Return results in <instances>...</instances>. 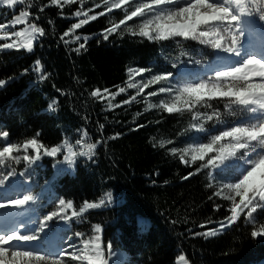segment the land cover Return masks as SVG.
<instances>
[{"label": "trees", "instance_id": "trees-1", "mask_svg": "<svg viewBox=\"0 0 264 264\" xmlns=\"http://www.w3.org/2000/svg\"><path fill=\"white\" fill-rule=\"evenodd\" d=\"M103 2L60 0L54 5L51 0H26L14 7L0 5V25H8L0 35L21 33L0 38V45L13 41L21 45L0 47V79L6 81L0 86V131H7L13 143L39 134L45 146H62L60 160L46 180L60 197L73 202L76 211L86 201L104 200L80 216L88 226H103V241L127 253L124 264H179L181 256L186 264L258 263L264 258V242L251 236L256 228L234 223L215 236L203 235L219 229L226 217L214 195L215 184L222 179L218 173L210 176L211 166L197 172L202 162L184 163L179 152H171L197 137L192 130L196 107L168 113L149 107L137 88L128 87L149 73H171L166 64L171 41L133 35L137 30L128 21L107 33L123 15L109 11ZM21 11L30 15L17 23ZM89 16L96 18L72 29ZM31 24L42 28L44 35L35 34L28 50L22 47L28 38L21 39ZM141 69L145 71L134 75ZM120 88L125 91L120 93ZM103 92L112 97L102 98ZM216 102H209L215 111L222 108ZM96 141L100 143L91 155L78 154L71 165L65 161L68 146L80 153ZM137 217L147 222H138Z\"/></svg>", "mask_w": 264, "mask_h": 264}, {"label": "snow or ice", "instance_id": "snow-or-ice-1", "mask_svg": "<svg viewBox=\"0 0 264 264\" xmlns=\"http://www.w3.org/2000/svg\"><path fill=\"white\" fill-rule=\"evenodd\" d=\"M71 2L72 0H64L65 4ZM104 2L107 4L109 0H104ZM18 3H26V0H0V5L9 7H14ZM51 3L58 5L60 0H51ZM130 4L135 5L134 10L127 12L118 24H114L107 29V33L110 34L134 17H148L142 20L138 32L133 31V35L157 41L169 40L175 37L196 40L201 44H207L213 49L239 58L231 66L215 70L208 79L180 85L175 89L176 102L164 103L162 101L161 106L168 113H177L182 109L192 111L198 104L211 107L209 101L219 99L226 101V109L230 108L231 105H235L244 112L251 114L249 122L238 121L234 126H226L219 130L218 134L211 135L206 143L189 145L182 150L172 148L171 152L175 154L180 151V158L184 163H189L185 159L186 156H190L191 163L202 162L200 167L196 169L197 172L209 166L218 167L225 160L233 157L243 160L244 165H246L235 177V182L224 184L221 190L214 193V195L222 196L223 199L231 201L230 215L220 222L219 229H210L203 235H217L219 230L236 223L242 214L245 215L248 222L253 223V213L258 208H264V52L260 54L259 58L255 53L243 52L244 45L241 44L240 37L245 35L246 29L255 22L246 19V17L258 13L259 20L264 21V0H115L111 4V8L119 9ZM111 8L108 10L111 11ZM103 14L100 13V15ZM29 15L28 11H21L16 18V22L26 21ZM75 15L80 16L81 13L77 12ZM84 15H87V13H84ZM95 18V16H89L88 19H81L79 23L72 25V29H78L88 23V20ZM6 27L8 25H0V30ZM129 31L132 30L129 29ZM35 34L44 35V30L36 24H31L30 31H28L29 38L22 47L31 50ZM68 34V32L64 33L65 36ZM14 35H21V33L17 32ZM260 36L262 42H264V31L260 33ZM84 39L87 40V37ZM19 46L21 45H17L16 41L0 45L3 48ZM83 47L84 45L81 44L80 48ZM36 64L39 66L40 62L36 61ZM36 70L39 71V67ZM144 71V69L139 70L137 75ZM171 76L172 73L153 76L148 84L166 81ZM5 83V80L0 79V86ZM148 84L143 87H148ZM128 87L133 88L136 85L129 84ZM98 91L93 92L92 95L96 96ZM124 91V88L119 89L120 93ZM140 91L142 92L143 88ZM158 92L172 93L173 88L161 87ZM156 94L149 93V95ZM128 102L124 101V103ZM54 103L55 101L48 105L49 109H53ZM149 107H153V105H149ZM200 115L199 113L194 114L193 119H198ZM204 116L208 121L213 120L215 117L218 123L221 122V114L218 111L214 110L211 114H204ZM193 127L197 126L193 125ZM199 130H204L202 125ZM38 135L26 139L22 143H13L8 140L9 133L7 131H0V138H2L0 139V166L6 165L7 161L20 163L21 159L31 165L39 160L41 155L56 157L62 151V146H45L39 141ZM86 135L85 132L81 140ZM81 140H77L76 144H81ZM98 143L100 141L86 144L87 151L80 153L74 152L68 146V155L64 157L65 161L71 165L73 157L76 155H91ZM66 144L67 142H65ZM29 149L32 150L33 154H29ZM21 150L24 152L22 157L14 155L21 152ZM14 175H16L15 169L9 171L7 175H0V186L5 184L8 177ZM20 175L23 176L25 173L22 172ZM184 179H187V177H184ZM224 189L228 190V194H224ZM35 199V196L23 193L16 194L14 198L0 196V209H18ZM103 204L104 200H100L99 203L86 201L84 206L76 211L73 209L71 200L59 199L56 210L44 215L38 221L37 226L26 229V232L22 233L20 230L25 229L26 225L21 221L18 226L0 232V264H67L66 255L70 256L73 261L87 260V264H108L98 235L101 231L100 225H94V235L82 241L84 245L82 250L77 249L68 252L66 249H61L57 252L42 254L39 250L25 247L26 242L30 243L40 239L39 234L49 226L48 222L60 219L67 223L72 218L80 216L87 209L96 208ZM68 209H73L71 215L66 213ZM201 227H204V225H201ZM76 235L78 237L83 236L79 232ZM251 236H264V225H261L258 230H253ZM74 247L69 245V248ZM108 247L110 249L111 245L109 244ZM180 259L183 261L184 257L181 256Z\"/></svg>", "mask_w": 264, "mask_h": 264}, {"label": "rangeland", "instance_id": "rangeland-1", "mask_svg": "<svg viewBox=\"0 0 264 264\" xmlns=\"http://www.w3.org/2000/svg\"><path fill=\"white\" fill-rule=\"evenodd\" d=\"M115 0H109L107 4L103 2L104 7L111 8V4L114 3ZM135 5H127L122 6V8H111L118 10L122 15L123 18L125 14L131 10H134ZM150 15V14H149ZM252 17L255 18L259 25L264 23V21L259 20V14L253 13L252 16L246 17V19L252 20ZM148 17H134L132 20H129V27L134 30H139V25L143 19ZM251 29H249L248 33L246 30V34L249 35L251 30L258 32V28L254 26V23L250 25ZM30 31V28H29ZM264 31V29H262ZM260 32V31H259ZM15 32H9L6 34L0 35V38L5 37L6 39ZM29 38L28 35L25 37L23 36L21 41L26 40ZM145 38V37H143ZM147 39V38H146ZM171 41V50L169 51V56L167 58L166 64L171 70L172 76L166 80L161 81L160 83H152L148 84V82L152 79L153 76L158 74H148L147 76L142 77L141 79L137 80L135 84L137 91L143 95L144 101L148 103V105H153V107H157L163 109L161 106V102L164 103H174L175 101V89L178 88L180 85L184 83H192V82H199L201 79H208V77L212 76L215 70H221L227 67V63L233 57H221L220 55L223 51L213 49L211 46L207 44H201L196 40L191 39H183L180 37H175L169 39ZM246 40V35L240 37V42H244ZM186 46H194L195 49H189ZM225 53V52H224ZM223 58V59H222ZM226 58V59H225ZM237 59L236 56H234ZM224 60L226 64H217L219 60ZM239 59V58H238ZM199 61V63H197ZM237 61V60H236ZM232 62V61H231ZM175 65V66H174ZM231 66V65H229ZM139 72V71H137ZM137 72L134 75H137ZM161 75V74H160ZM194 76V77H193ZM192 77V78H191ZM145 84H148V87H153L147 93H141L140 89L145 88L143 87ZM161 87H171L173 88L172 93H159L158 90ZM119 91V89L117 90ZM149 93H157L156 95H149ZM102 98H111L112 94L110 92H103L101 93ZM218 100L215 104L222 106V108H218L217 110L221 114V122H217L215 117L213 120L208 121L205 119L204 114H211L214 111V108L206 107L203 104H198L196 106V113L201 114L198 119H194L192 130L197 134V137L193 139L187 146L181 148L180 150L188 147L189 145H194L196 143L201 142H208L211 135L218 134L219 130L223 129L226 126H234L236 122H249L251 114L244 112L242 109L238 108L235 105H231L230 108H225V100ZM214 101V100H212ZM210 102V101H209ZM179 106V105H178ZM214 107V105H213ZM164 110V109H163ZM207 112H206V111ZM165 111V110H164ZM203 126V131H200V126ZM2 139V138H0ZM82 150V149H81ZM80 150V152H81ZM29 154H33L32 150L29 149ZM181 155V152L178 151ZM14 155H20L21 157L24 155L23 150L19 153H15ZM239 155V154H238ZM186 160L190 161V156L185 157ZM60 158L50 157L46 155H41L39 160H36L31 165L27 164L26 162L21 159L20 163H15L12 161H7L6 165L0 166V175H7L9 171L15 169L16 175L8 177L5 181L3 186H0V196L4 198H14L16 194L23 193V194H31L36 197L34 201L29 202L27 205H24L21 208H18V214L16 218L13 220L12 227L2 230L7 231L15 226H18L19 222L25 221L26 228L22 229V233L26 232V229H31L37 226L38 221L43 218L44 215L56 210V205L59 199H64L60 197L57 191L48 183L46 180L47 173L54 169ZM210 167V166H209ZM246 167L244 165L243 160L237 159L236 157L230 158L225 160L224 163L220 164L218 167H211L210 168V176L213 178L216 173L219 174L220 179L215 184L217 191L221 190L224 184L229 182H235V177L239 174L240 170ZM25 173V175L21 176L20 173ZM12 191V193H11ZM16 191V192H15ZM224 194H228V190L224 189ZM11 193V196L7 195V193ZM15 194H14V193ZM221 201L220 208L223 209L226 216L230 215L229 208L231 206V201L223 199L222 196H219ZM239 199L238 197L236 198ZM65 201H68L64 199ZM12 211L10 212V210ZM74 209V207H73ZM73 209L66 210L68 215H71ZM4 211H7L6 213ZM247 211V210H246ZM14 209L9 208L7 210L0 209V214H13ZM253 223L248 222L245 219V215L242 214L240 219L235 224H241L243 226H250L258 228L261 225H264V208H258L255 213H253ZM138 222H147L146 219L142 217H137ZM49 223V226L40 233V239L37 241H32L30 243H25V247L27 248H34L39 250L42 254H49L52 253L49 251L50 249H54L57 252L61 249H66L68 252L75 251L77 249H84V245L82 243L83 240L88 239L94 235L93 233V226L99 224H92L88 226V223L82 216L74 217L72 220H69L67 223L64 220L54 219ZM10 225V224H9ZM101 231L98 234L100 237L101 247L104 250L105 259L108 261V264H124L128 258L127 253L121 251L117 248L111 247L109 249V244L103 241V226L100 225ZM1 232V231H0ZM86 234L85 238L78 237L76 233ZM257 241L264 242V236L254 237ZM47 244L48 248L45 246ZM69 245L75 246L74 248H69ZM32 246V247H31ZM36 246V247H33ZM40 247V249H37ZM66 259H71L70 256H65ZM262 258L261 260H263ZM260 260V261H261ZM87 261V260H82ZM81 261V262H82ZM259 261V262H260ZM179 264H186L185 261L181 260L180 258L177 259ZM254 264H260V263ZM253 264V263H252Z\"/></svg>", "mask_w": 264, "mask_h": 264}, {"label": "bare ground", "instance_id": "bare-ground-1", "mask_svg": "<svg viewBox=\"0 0 264 264\" xmlns=\"http://www.w3.org/2000/svg\"><path fill=\"white\" fill-rule=\"evenodd\" d=\"M253 18V17H252ZM260 31V32H259ZM262 31L261 30H258V32L254 31V30H251L250 34L247 35V38L244 42H242L241 44L244 45V48L242 49L243 52L245 53H255L257 54V57L259 58L260 54L262 52H264V42H262L261 40V36H260V33ZM221 57H230L232 56L233 58L231 60H229V62L227 63V67L229 65H232L236 60H238V57L237 59L234 58V55H230L228 53H222L220 55ZM223 59V58H222ZM226 59V58H225ZM232 61V62H231ZM217 64H226V62L224 60H219ZM194 77V76H193ZM192 78V77H191ZM16 192V191H15ZM12 193V191H11ZM11 193H7V195H9V197L11 196ZM14 193V192H13ZM15 194V193H14ZM17 209H14V212L13 214L11 213L10 215L8 214H0V231L3 232L2 230H6L10 227H12V223H13V220L16 218L17 214H18V211H16ZM12 211V209L10 210V212ZM5 213L7 211H4ZM8 213V212H7ZM25 222V221H24ZM10 224V225H9ZM45 246L48 248L47 244H45ZM32 247V246H31ZM33 247H36V246H33ZM37 249H40V247H38ZM49 251L53 252L55 251L54 249H50L49 248Z\"/></svg>", "mask_w": 264, "mask_h": 264}, {"label": "water", "instance_id": "water-1", "mask_svg": "<svg viewBox=\"0 0 264 264\" xmlns=\"http://www.w3.org/2000/svg\"><path fill=\"white\" fill-rule=\"evenodd\" d=\"M260 264H264V259L259 262Z\"/></svg>", "mask_w": 264, "mask_h": 264}]
</instances>
